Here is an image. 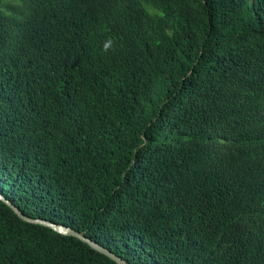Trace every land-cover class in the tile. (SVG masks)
I'll list each match as a JSON object with an SVG mask.
<instances>
[{"label": "trees", "instance_id": "1", "mask_svg": "<svg viewBox=\"0 0 264 264\" xmlns=\"http://www.w3.org/2000/svg\"><path fill=\"white\" fill-rule=\"evenodd\" d=\"M6 202L127 264H264V0H0V264H116Z\"/></svg>", "mask_w": 264, "mask_h": 264}, {"label": "water", "instance_id": "2", "mask_svg": "<svg viewBox=\"0 0 264 264\" xmlns=\"http://www.w3.org/2000/svg\"><path fill=\"white\" fill-rule=\"evenodd\" d=\"M4 201V200H3ZM14 211L15 213L22 218L24 221L27 222H34V223H40L52 230H54L55 232L65 235V236H72L75 237L77 239H79L82 242H85L87 244H89L92 248L96 249L97 251L101 252L103 255L107 256L109 259H111L112 261H114L116 264H127L124 261H122L119 257H117L116 255H114L113 253H111L109 250L104 249L100 246H98L97 244L91 242L90 240L86 239L83 235L76 233L64 226H60V225H56L50 222H43V221H37V220H29L28 218L24 217L18 209L14 208L13 206H11L8 202H6Z\"/></svg>", "mask_w": 264, "mask_h": 264}]
</instances>
